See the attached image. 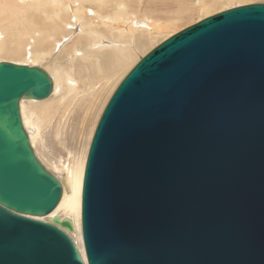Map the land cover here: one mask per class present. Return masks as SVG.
Returning <instances> with one entry per match:
<instances>
[{
  "label": "water",
  "instance_id": "obj_1",
  "mask_svg": "<svg viewBox=\"0 0 264 264\" xmlns=\"http://www.w3.org/2000/svg\"><path fill=\"white\" fill-rule=\"evenodd\" d=\"M40 67L0 62V264H264V4L207 17L158 45L96 127L73 221L38 159L21 100Z\"/></svg>",
  "mask_w": 264,
  "mask_h": 264
},
{
  "label": "bare ground",
  "instance_id": "obj_2",
  "mask_svg": "<svg viewBox=\"0 0 264 264\" xmlns=\"http://www.w3.org/2000/svg\"><path fill=\"white\" fill-rule=\"evenodd\" d=\"M215 2L0 0V62L27 65L25 61L30 67L44 63L43 70L53 80L47 99L21 100L23 124L35 154L63 186L57 208L35 219L60 216L73 221L71 238L85 262L83 181L99 114L134 67L137 52L145 53L153 41L175 35L171 29L195 12L209 17ZM72 35L75 38L63 44ZM87 132L88 144L81 149Z\"/></svg>",
  "mask_w": 264,
  "mask_h": 264
},
{
  "label": "rangeland",
  "instance_id": "obj_3",
  "mask_svg": "<svg viewBox=\"0 0 264 264\" xmlns=\"http://www.w3.org/2000/svg\"><path fill=\"white\" fill-rule=\"evenodd\" d=\"M222 3H221V2ZM227 1V2H226ZM218 2H220V3H218ZM239 2H243V3H239ZM264 1L263 0H231V1H229V0H216V2H215V4H217L216 5V7H213V5H212V8L211 9H209L210 10V12H208L207 13V16H213V15H216V14H218V13H221V12H223V11H226V10H228V9H232V8H235V7H240V6H246V5H253V4H264L263 3ZM239 4H243V5H240V6H238ZM215 6V5H214ZM215 8V9H214ZM210 14V15H209ZM206 16V14H204V12H195L194 13V15H193V17H191V19L190 20H188V21H185V22H180L179 24H177V25H175L172 29H171V31L173 32H175V34L176 33H178V32H180V31H182V30H184V29H186V28H188V27H190V26H192V25H194V24H196V23H198L199 21H201L202 19H204V17ZM207 18V17H206ZM174 32L172 33V34H174ZM75 38V36L74 35H72V36H70V38L69 39H67L66 41H64V43L63 44H68L69 42H71L73 39ZM164 40L165 39H161L159 42H155V41H153L152 43H151V45H150V47H149V50L148 51H146L145 53H143V52H137L136 53V57H137V60H136V62H135V64L137 65V63H139V61H141V59L142 58H144L148 53H150L153 49H155L158 45H160L161 43H163L164 42ZM57 54H59V52H57ZM23 63H25V64H27V65H31V63L30 62H25V61H23ZM41 64V65H40ZM135 64H134V67H135ZM36 66H38V67H40V68H42V69H45L44 68V63H39V64H37ZM134 67H132V69L134 68ZM132 69H130V71L132 70ZM129 71V72H130ZM127 75V74H126ZM125 75V76H126ZM50 76V75H49ZM125 76H124V78H125ZM51 77V76H50ZM123 81V80H122ZM121 81V82H122ZM121 82H120V84H121ZM120 84H118L117 85V88H118V86L120 85ZM116 87L114 88V91H113V93L116 91V89H117ZM113 93H112V95H113ZM112 95L110 96V98H109V100L111 99V97H112ZM109 100H108V102H109ZM108 102H107V104H108ZM107 104H106V106H107ZM105 108V107H104ZM104 108H103V110H104ZM102 113H103V111H101ZM101 112H100V114H99V117H98V119H97V121L98 120H100V118H101V116H102V114H101ZM97 121H96V123H97ZM99 122V121H98ZM25 125V124H24ZM25 129H26V127H25ZM27 130V129H26ZM28 132V131H27ZM29 134V133H28ZM88 132H87V135H86V133L84 134V136H83V139H86V140H82V142H84V144H82L81 143V149H83L84 148V146H86L87 144H88ZM87 143H86V142ZM32 143V142H31ZM86 144V145H85ZM83 145V146H82ZM33 146V145H32ZM34 148V147H33ZM35 150V149H34ZM36 152V151H35ZM36 155H37V153H36ZM38 156V155H37ZM38 159H40L39 157H38ZM71 235V234H70ZM82 239H83V234H82ZM84 244V243H83Z\"/></svg>",
  "mask_w": 264,
  "mask_h": 264
}]
</instances>
